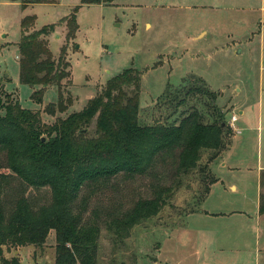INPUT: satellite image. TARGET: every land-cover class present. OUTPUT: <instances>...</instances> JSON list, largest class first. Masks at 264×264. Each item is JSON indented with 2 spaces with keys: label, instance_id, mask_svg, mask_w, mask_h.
<instances>
[{
  "label": "rangeland",
  "instance_id": "obj_1",
  "mask_svg": "<svg viewBox=\"0 0 264 264\" xmlns=\"http://www.w3.org/2000/svg\"><path fill=\"white\" fill-rule=\"evenodd\" d=\"M55 1H33L23 7L25 0H0V81L7 93L24 108L42 111L44 121L53 123L57 117L82 110L101 85L132 67L141 72L140 119L153 124L173 111L171 105L156 103L168 88L192 76L202 78L216 93V104L233 129L231 146L225 151L228 160L240 165L234 171L219 165L220 161L211 162L209 172L195 170L180 179L174 169L160 166L154 176H121L112 186L91 194L86 217L93 210L132 208L138 199L154 197L157 187H174L161 211L124 237L101 226L98 264H256L255 245L264 246V214H255L259 169L264 167V0ZM75 8L79 29L68 42L62 19ZM27 15H36V29L58 24L49 37L55 57L67 48L72 85L69 90L66 85L65 91L74 103L55 117L45 108L58 101V87H48L38 103L33 94L39 87L20 82L18 42L21 20ZM195 105L196 97L182 108L190 111ZM233 114L238 120L232 124ZM208 158L209 151L203 152L201 166ZM211 176L220 181L201 200ZM230 183L238 185L237 192L229 188ZM30 194L38 202L51 196L47 188L32 189ZM231 211L238 214L218 215ZM243 211L250 217L240 219ZM15 254L22 264H55V231L41 247L5 255ZM261 256L264 260V252Z\"/></svg>",
  "mask_w": 264,
  "mask_h": 264
},
{
  "label": "trees",
  "instance_id": "obj_2",
  "mask_svg": "<svg viewBox=\"0 0 264 264\" xmlns=\"http://www.w3.org/2000/svg\"><path fill=\"white\" fill-rule=\"evenodd\" d=\"M33 1L56 2L25 0L23 7ZM77 10L62 19L68 42L75 39L79 29ZM36 19V15H27L21 20L20 82L39 87L33 94L38 103L48 87L57 86L58 101L45 108L55 117L68 112L74 103L65 91L66 85L68 90L72 85L71 63L67 48L62 47L58 57L51 51L49 37L58 24L36 29ZM99 88L82 110L48 123L42 111L24 108L0 81V264H22L19 255L5 254L22 247L43 246L52 230L56 233L55 264H98L101 226L124 237L133 227L157 215L174 187H157L154 197L140 198L132 208L93 210L86 217L91 194L112 186L121 176H154L160 166L174 169L179 179L195 170L209 172V163L232 142L233 129L216 104V93L202 78L192 76L168 88L156 103L171 105L173 111L164 121L153 124L140 119L139 70L127 68ZM194 97L197 105L185 111L182 106ZM206 151L209 158L201 166ZM217 180L210 177L201 200ZM46 188L51 192L46 201L38 202L30 194L32 189ZM259 212L264 214V193Z\"/></svg>",
  "mask_w": 264,
  "mask_h": 264
},
{
  "label": "crops",
  "instance_id": "obj_3",
  "mask_svg": "<svg viewBox=\"0 0 264 264\" xmlns=\"http://www.w3.org/2000/svg\"><path fill=\"white\" fill-rule=\"evenodd\" d=\"M235 127V126H234ZM236 129V128H235ZM231 146V145H230ZM230 146L225 150L226 152H227V150L230 148ZM223 152V153H221V155L214 161V162H212L211 164L212 165H214L217 161H220V164L219 165H221L222 167H226V168H228V169H234V171L236 170V169H240V165H234L233 163H230V161L228 160V154L226 153V152ZM229 151V150H228ZM234 160V159H233ZM237 164V163H236ZM211 165V166H212ZM262 176L264 177V167H262L261 166V168L259 169V192H258V194L260 193V195L263 193V191H264V180H263V184H262ZM218 179H219V177H218ZM220 180H217L216 182L218 183ZM215 182V183H216ZM215 183H213L212 185H211V187L215 184ZM222 183V185H224V182L222 181L221 182ZM229 188L235 193V192H237L238 191V185L236 184V183H230V185H229ZM211 189V188H210ZM258 194L256 195V197H257V199L258 200H256L257 202H256V206H257V210H256V213L255 214H260L259 213V206H260V197L258 196ZM248 196L246 195L245 196V198H247ZM200 213L201 214H204V215H206V216H209V215H213V214H211L210 212H208L207 210L206 211H204V210H201L200 211ZM228 214V215H227ZM234 214H238L237 212H235V211H231V212H229V213H219L218 215H221L220 217H232V216H236V215H234ZM214 215H217V214H215L214 213ZM240 215H241V217L242 218H240V219H246V217L248 216V217H250V215L249 214H247V212L246 211H243V212H241L240 213ZM256 246V249H255V255L257 256V258L259 259V261H257V263L256 264H264V260L261 258L262 256V252H264V246H263V248H260V245H255ZM259 246V247H258ZM24 248H27V247H22V249H24ZM19 249H21V248H19ZM21 251V250H20Z\"/></svg>",
  "mask_w": 264,
  "mask_h": 264
},
{
  "label": "built area",
  "instance_id": "obj_4",
  "mask_svg": "<svg viewBox=\"0 0 264 264\" xmlns=\"http://www.w3.org/2000/svg\"><path fill=\"white\" fill-rule=\"evenodd\" d=\"M237 120H238V116L236 114H233L231 117V123L233 124Z\"/></svg>",
  "mask_w": 264,
  "mask_h": 264
},
{
  "label": "water",
  "instance_id": "obj_5",
  "mask_svg": "<svg viewBox=\"0 0 264 264\" xmlns=\"http://www.w3.org/2000/svg\"><path fill=\"white\" fill-rule=\"evenodd\" d=\"M45 138H43V140H44Z\"/></svg>",
  "mask_w": 264,
  "mask_h": 264
}]
</instances>
